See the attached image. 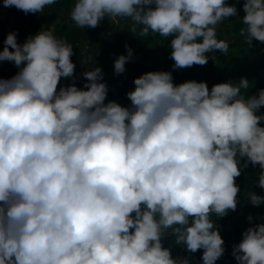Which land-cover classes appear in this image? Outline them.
<instances>
[{"label": "clouds", "instance_id": "1", "mask_svg": "<svg viewBox=\"0 0 264 264\" xmlns=\"http://www.w3.org/2000/svg\"><path fill=\"white\" fill-rule=\"evenodd\" d=\"M3 3L27 13L54 0ZM243 9L241 34L249 45L264 42V0ZM234 16L237 5L226 0H75L70 11L80 27L126 17L142 35L170 36L173 68L227 52L218 25ZM132 52L115 59L116 73ZM72 55L73 44L50 27L23 43L10 31L0 51L20 66L0 78V264H190L163 246L173 234L191 252L204 249L202 264H215L225 243L212 214L237 208L235 177L259 164L264 188V88L246 95V77L209 89L150 70L122 105L105 102L100 66L83 73L85 87L58 88L61 77L76 79ZM248 195L264 204V194ZM233 255L264 264V219L243 231Z\"/></svg>", "mask_w": 264, "mask_h": 264}, {"label": "trees", "instance_id": "2", "mask_svg": "<svg viewBox=\"0 0 264 264\" xmlns=\"http://www.w3.org/2000/svg\"><path fill=\"white\" fill-rule=\"evenodd\" d=\"M74 2L75 0H54L53 4L45 6L43 12L27 13L15 5L7 6L14 24L10 30L0 34V42L4 43L7 34L15 30L17 41L23 43L29 34L37 33L42 27H50L54 28L58 36L67 38L73 44L71 59L75 63L73 75L76 79L73 80L70 76L61 77L58 88L71 83L85 87L88 78L83 73L89 70L90 66H100L102 69V79L108 85L105 102L115 99L122 105L131 103L126 93L135 88L134 78L150 70H170L173 73L174 83L188 79L204 80L209 89L215 83L248 76L249 88L242 89L246 95L264 88V42L253 38L249 45L245 35L240 32L244 27L241 17L245 14L243 9L245 0H226V3H235L238 8V16L225 18L218 25V36L229 40L227 52L217 49L214 53H207L209 59L206 63H194L180 68L172 67L175 61L170 55L172 51L170 36H162L158 33L142 35L140 31L142 26L137 25L133 30V22L126 17H106L97 26L80 27L70 17ZM126 46L133 50L132 56L125 62V71L116 73L114 61L120 54H128ZM13 66V70L17 72L19 66L16 64ZM251 74L254 76L251 77ZM259 111L264 112V106ZM260 123L264 124V121ZM244 159L246 158H241L242 163ZM259 172V164L253 165L249 162L247 167L242 169L241 174L235 177L236 183L240 186L238 198L242 199L238 200L237 208L229 210L223 216L212 214L225 243V251L217 258L215 264H239L233 255V246L242 239L245 229L259 223L261 218L264 219V204H251L248 195L251 191L264 194V188L256 183ZM249 214L253 217L251 221L248 220ZM162 242L163 246L170 248L174 257L186 256L190 264H202L203 248L191 252L184 242L175 241L174 234L165 235L162 237Z\"/></svg>", "mask_w": 264, "mask_h": 264}, {"label": "crops", "instance_id": "3", "mask_svg": "<svg viewBox=\"0 0 264 264\" xmlns=\"http://www.w3.org/2000/svg\"><path fill=\"white\" fill-rule=\"evenodd\" d=\"M14 24L13 17L10 16L7 6L4 5L3 0H0V34L2 35L4 31H8L12 28ZM3 42H0V51L3 50ZM14 61L10 60H0V78H10L17 72L14 69ZM12 65V67H11ZM12 68V70L10 69ZM20 67V66H19Z\"/></svg>", "mask_w": 264, "mask_h": 264}, {"label": "bare ground", "instance_id": "4", "mask_svg": "<svg viewBox=\"0 0 264 264\" xmlns=\"http://www.w3.org/2000/svg\"><path fill=\"white\" fill-rule=\"evenodd\" d=\"M132 41H133V40H132ZM136 42H137V41H136ZM227 72H228V71H227ZM233 72H234V71H233ZM261 72H262V71H261ZM229 73H230V72H229ZM229 73H228V74H229ZM231 73H232V72H231ZM231 73H230V74H231ZM243 75H244V74H243ZM245 75H246V74H245ZM257 75H258V74H257ZM229 76H230V75H229ZM253 76H254V75H253ZM253 76H252V74H251V77H253ZM236 77H237V75H236ZM243 77H244V76H243ZM247 77H248V76H247ZM247 77H246V78H247ZM239 78H240V77H239ZM248 80H249V79H248ZM255 81H256V80H255ZM215 82H216V81H214V83H215ZM210 85H212V83H211ZM240 199H241V198H239V200H240ZM241 200H242V199H241ZM238 203H239V202H238ZM238 203H237V204H238ZM239 205H240V204H239ZM212 217H213V216H212Z\"/></svg>", "mask_w": 264, "mask_h": 264}, {"label": "built area", "instance_id": "5", "mask_svg": "<svg viewBox=\"0 0 264 264\" xmlns=\"http://www.w3.org/2000/svg\"><path fill=\"white\" fill-rule=\"evenodd\" d=\"M19 43V42H18ZM2 47L4 48V43L2 44ZM10 47V46H9Z\"/></svg>", "mask_w": 264, "mask_h": 264}]
</instances>
